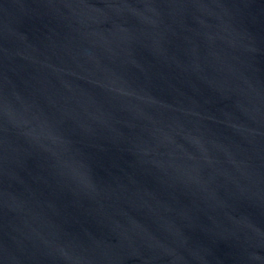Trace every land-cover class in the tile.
<instances>
[{
	"label": "water",
	"instance_id": "obj_1",
	"mask_svg": "<svg viewBox=\"0 0 264 264\" xmlns=\"http://www.w3.org/2000/svg\"><path fill=\"white\" fill-rule=\"evenodd\" d=\"M0 264H264V0H0Z\"/></svg>",
	"mask_w": 264,
	"mask_h": 264
}]
</instances>
